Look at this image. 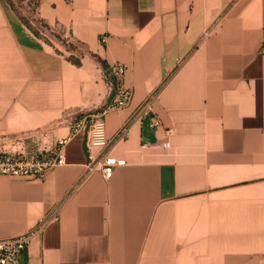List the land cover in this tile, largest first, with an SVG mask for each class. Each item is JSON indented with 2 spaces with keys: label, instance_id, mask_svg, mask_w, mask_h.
Returning a JSON list of instances; mask_svg holds the SVG:
<instances>
[{
  "label": "crops",
  "instance_id": "obj_1",
  "mask_svg": "<svg viewBox=\"0 0 264 264\" xmlns=\"http://www.w3.org/2000/svg\"><path fill=\"white\" fill-rule=\"evenodd\" d=\"M116 62L106 179L72 122L113 100ZM61 138L45 177L0 175V238L58 215L22 264H264V0H0V150Z\"/></svg>",
  "mask_w": 264,
  "mask_h": 264
},
{
  "label": "built area",
  "instance_id": "obj_2",
  "mask_svg": "<svg viewBox=\"0 0 264 264\" xmlns=\"http://www.w3.org/2000/svg\"><path fill=\"white\" fill-rule=\"evenodd\" d=\"M35 27L38 29L39 34L46 36L47 28L45 26ZM105 40L104 36L102 41ZM126 70L127 66L123 63L116 62L108 65L106 78L115 90L113 100L102 109L76 116L72 122V131L74 133L86 132V143L89 149V162L86 165L87 172L99 171L106 179H110L116 167L126 164L127 160L108 154L98 157L93 152V149L106 150L111 145L112 138L107 134L106 113L111 109L124 107L132 100L133 89L128 87L124 81ZM151 112L150 103L146 102L138 110V115H150ZM152 118L153 125L160 127L162 124L160 118L154 115ZM127 135V128H122L119 136L125 137ZM66 141L67 138H61L51 150L34 152L0 150V175L23 179L45 177L50 168L67 162V154L64 148ZM164 145L170 146V142L166 141ZM57 219V214L48 215L32 230L19 235L0 238V264H22L26 259L32 237L37 233L43 232L50 221Z\"/></svg>",
  "mask_w": 264,
  "mask_h": 264
},
{
  "label": "rangeland",
  "instance_id": "obj_3",
  "mask_svg": "<svg viewBox=\"0 0 264 264\" xmlns=\"http://www.w3.org/2000/svg\"><path fill=\"white\" fill-rule=\"evenodd\" d=\"M54 144H49L48 142H46V144H45V147H44V150H51V148H54Z\"/></svg>",
  "mask_w": 264,
  "mask_h": 264
},
{
  "label": "trees",
  "instance_id": "obj_4",
  "mask_svg": "<svg viewBox=\"0 0 264 264\" xmlns=\"http://www.w3.org/2000/svg\"><path fill=\"white\" fill-rule=\"evenodd\" d=\"M74 61H75L76 63H80L78 60H75V59H74Z\"/></svg>",
  "mask_w": 264,
  "mask_h": 264
}]
</instances>
